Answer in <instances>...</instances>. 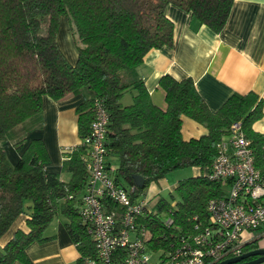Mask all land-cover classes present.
<instances>
[{"label": "trees", "instance_id": "trees-1", "mask_svg": "<svg viewBox=\"0 0 264 264\" xmlns=\"http://www.w3.org/2000/svg\"><path fill=\"white\" fill-rule=\"evenodd\" d=\"M234 0H0V239L15 220L26 215L27 231L17 230L0 247V264H31L26 249L44 243L54 219L65 228L80 254L78 264L95 258L88 225L79 215L88 172L83 158L87 148L76 146L64 157L62 172L49 173V157L40 139H32L20 160L12 165L4 149L8 140L20 151L28 141L27 130L39 125L43 97L59 102L76 95L78 136L84 139L100 103L108 115L107 157H117L113 173L116 185L135 188L132 199L170 173L199 168L196 177L179 180L169 199L159 196L140 222L151 232L148 249L164 254L182 236L193 234L197 223L205 225L210 199L226 194L227 185L208 174L233 123L240 122L251 142L254 166L264 181V136L252 125L264 118V101L256 94L231 95L212 112L198 94L191 78L175 80L164 75L159 87L165 93V109L152 104L144 81L137 74L150 50L173 44V23L166 17L168 5L191 13L198 25L214 33L224 29ZM64 17L76 38L77 59L71 65L57 43L60 18ZM129 94L131 102L123 105ZM182 117L207 130L198 139L183 140ZM108 166V163H107ZM109 167V166H108ZM144 179L136 187L133 176ZM107 210L121 209L103 199ZM170 218L171 227L164 221ZM257 239L244 244L243 253L258 248Z\"/></svg>", "mask_w": 264, "mask_h": 264}, {"label": "crops", "instance_id": "crops-1", "mask_svg": "<svg viewBox=\"0 0 264 264\" xmlns=\"http://www.w3.org/2000/svg\"><path fill=\"white\" fill-rule=\"evenodd\" d=\"M165 14L174 26L172 46L150 50L136 69L153 105L161 109L166 107L165 93L159 87V80L164 75L178 81L191 78L198 94L212 112L218 111L233 94L252 92L264 101V0H234L226 25L219 34L205 25H198L191 13L174 5H168ZM66 23L65 18L61 17L57 43L68 62L74 65L77 59L75 36L71 37ZM127 96L129 104L131 96ZM42 101L40 124L27 130L28 141L20 151L14 147V139L17 137L8 140L4 146L6 156L15 165L29 142L40 139L49 157V162L45 164L46 171L59 174L61 180L67 182L70 175L62 172V164L65 155L80 145L75 110L83 102V96L76 95L59 102L44 96ZM252 129L264 136V118L256 121ZM206 134L207 130L203 126L182 117L183 140L198 139ZM107 163L115 171L119 160L108 156ZM185 171L191 173L189 177L201 173L199 168ZM150 186L153 188L148 196L151 201L161 196L163 188H169L165 179ZM175 186L171 189L174 190ZM26 219V215H21L15 220L10 230L0 239V247L5 246L17 230L27 231ZM64 222L62 218L54 219L44 233L50 239L28 246L26 253L31 264H78L80 254ZM243 239L245 244L257 239V246L264 248V229L244 233Z\"/></svg>", "mask_w": 264, "mask_h": 264}, {"label": "built area", "instance_id": "built-area-1", "mask_svg": "<svg viewBox=\"0 0 264 264\" xmlns=\"http://www.w3.org/2000/svg\"><path fill=\"white\" fill-rule=\"evenodd\" d=\"M107 125V112L96 103L88 134L80 140L87 148L83 161L88 178L79 215L95 247V258L85 264H218L243 253L244 233L264 229V181L254 166L251 142L236 122L208 174L212 181L227 185L226 195L208 201L205 225L195 224L193 234L180 237L167 253H151V232L140 222L151 213V199H132L134 187L124 189L114 182L106 160ZM103 199L121 211L107 210ZM164 224L171 227L173 221L168 218ZM154 255L159 261L153 260Z\"/></svg>", "mask_w": 264, "mask_h": 264}, {"label": "rangeland", "instance_id": "rangeland-1", "mask_svg": "<svg viewBox=\"0 0 264 264\" xmlns=\"http://www.w3.org/2000/svg\"><path fill=\"white\" fill-rule=\"evenodd\" d=\"M66 20V19H65ZM66 24H67V28H68V32L71 34V37L74 38L75 36V33L73 32V30L71 29L68 21L66 20ZM76 36L74 38V45L76 46ZM128 96L126 95L125 98L121 101L123 105H126L128 103ZM114 164L116 165V161H114ZM190 172L189 171H182V172H175V173H170L168 174L164 179L165 181H168V185H169V188H163L161 191H160V194L162 197L166 198V199H169L170 195H174V190H172L171 188L173 187V185H177L178 183V180L179 178L183 179V178H187L190 176ZM152 187L149 186L146 190H145V194L144 196H150V194L152 193ZM154 200V199H153ZM151 201L150 202V205H153L154 201ZM153 260L155 261H159V255H154L153 256Z\"/></svg>", "mask_w": 264, "mask_h": 264}, {"label": "water", "instance_id": "water-1", "mask_svg": "<svg viewBox=\"0 0 264 264\" xmlns=\"http://www.w3.org/2000/svg\"><path fill=\"white\" fill-rule=\"evenodd\" d=\"M136 187H144V179L138 175L133 176ZM218 264H264V248H256L242 253L240 256L225 259Z\"/></svg>", "mask_w": 264, "mask_h": 264}]
</instances>
